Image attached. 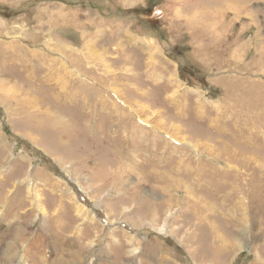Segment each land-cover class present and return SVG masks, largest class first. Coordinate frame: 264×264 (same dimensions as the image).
Returning <instances> with one entry per match:
<instances>
[{"label":"rangeland","instance_id":"obj_1","mask_svg":"<svg viewBox=\"0 0 264 264\" xmlns=\"http://www.w3.org/2000/svg\"><path fill=\"white\" fill-rule=\"evenodd\" d=\"M204 260L264 264V0H0V264Z\"/></svg>","mask_w":264,"mask_h":264},{"label":"crops","instance_id":"obj_2","mask_svg":"<svg viewBox=\"0 0 264 264\" xmlns=\"http://www.w3.org/2000/svg\"><path fill=\"white\" fill-rule=\"evenodd\" d=\"M64 201H67L68 202V200L67 199H64ZM75 216V215H74ZM82 236H84V234L82 235ZM115 248V247H114ZM115 250V249H114ZM115 255V254H114ZM171 257V256H170ZM169 259V258H168ZM114 262H116V260L114 259ZM200 263H203V264H207L206 263V261L204 260V261H200Z\"/></svg>","mask_w":264,"mask_h":264},{"label":"bare ground","instance_id":"obj_3","mask_svg":"<svg viewBox=\"0 0 264 264\" xmlns=\"http://www.w3.org/2000/svg\"><path fill=\"white\" fill-rule=\"evenodd\" d=\"M196 7H197V6H196ZM197 13H198V12H197ZM159 231H160L161 233H163V232H164V229L161 228V229H159Z\"/></svg>","mask_w":264,"mask_h":264}]
</instances>
